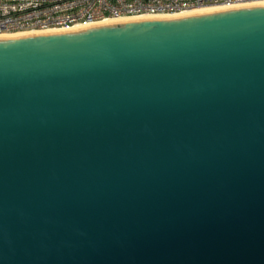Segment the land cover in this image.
Masks as SVG:
<instances>
[{"label":"water","instance_id":"1","mask_svg":"<svg viewBox=\"0 0 264 264\" xmlns=\"http://www.w3.org/2000/svg\"><path fill=\"white\" fill-rule=\"evenodd\" d=\"M0 264H264V3L0 36Z\"/></svg>","mask_w":264,"mask_h":264},{"label":"built area","instance_id":"2","mask_svg":"<svg viewBox=\"0 0 264 264\" xmlns=\"http://www.w3.org/2000/svg\"><path fill=\"white\" fill-rule=\"evenodd\" d=\"M257 2L264 0H0V35Z\"/></svg>","mask_w":264,"mask_h":264},{"label":"bare ground","instance_id":"3","mask_svg":"<svg viewBox=\"0 0 264 264\" xmlns=\"http://www.w3.org/2000/svg\"><path fill=\"white\" fill-rule=\"evenodd\" d=\"M257 3H264V2H257ZM254 4V3H253ZM235 6V5H234ZM238 6V5H236ZM217 8H221V7H211V8H205V9H199V10H193V11H189V12H183V13H179V14H185V13H191V12H195V11H204V10H211V9H217ZM179 14H175V15H179ZM154 16H169V15H146V16H139V17H154ZM131 18H138V17H125V18H116V19H111V20H105V21H101V22H106V21H115V20H124V19H131ZM100 23V22H97ZM95 24V23H92ZM90 25V24H87ZM81 26H86V25H81ZM79 26H74L71 28H76V27H81ZM54 30H61V29H54ZM27 32H23V33H16V34H11V35H17V34H25ZM10 35V34H9ZM3 36V35H0Z\"/></svg>","mask_w":264,"mask_h":264}]
</instances>
